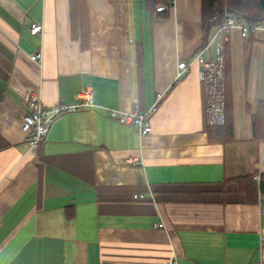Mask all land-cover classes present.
Instances as JSON below:
<instances>
[{"label": "crops", "instance_id": "crops-1", "mask_svg": "<svg viewBox=\"0 0 264 264\" xmlns=\"http://www.w3.org/2000/svg\"><path fill=\"white\" fill-rule=\"evenodd\" d=\"M228 36L232 139L210 141L201 0H0V264H259L264 30ZM86 87L99 107L61 113L29 151L26 91L52 106ZM157 94L144 135L104 108Z\"/></svg>", "mask_w": 264, "mask_h": 264}, {"label": "built area", "instance_id": "built-area-1", "mask_svg": "<svg viewBox=\"0 0 264 264\" xmlns=\"http://www.w3.org/2000/svg\"><path fill=\"white\" fill-rule=\"evenodd\" d=\"M164 5L157 6L156 10H164ZM213 22L211 30L203 42V44L194 53L191 62L195 61L200 65L199 77L203 81L205 87V105L206 119L208 125H222L225 122V57L224 50L227 45L231 29H237L242 36H247L257 31L264 30V19L249 22L243 17L235 14L231 10L225 8L223 17L218 20L216 16L209 19ZM42 25L33 22L30 25V32L35 34L40 32ZM215 43V55L212 53V45ZM34 60L40 61L42 53L40 50L30 54ZM190 62V63H191ZM188 62L178 60L176 67V77L182 75ZM161 94H157L156 100L152 105L143 110L131 109L122 110L116 108L104 107L109 117L117 119L120 123L132 125L140 135L147 134L151 130L150 116L156 110ZM77 102L75 103H56L52 106H45L39 89H30L23 95V100L27 106V110L22 115L21 129L25 133V143L29 151H34L41 140L45 137L49 127L55 117L64 112H70L75 109L85 107H99L93 102L91 88L81 89L77 94ZM102 107V106H100ZM264 156V155H262ZM138 159L131 158L130 161L136 162ZM261 173L258 171L253 175V179L257 186V204L260 214H264V190L260 188ZM136 197H143L142 193H137ZM161 226L162 223H157ZM259 264H264L262 252H264V234L259 237ZM166 264H176L175 260H170Z\"/></svg>", "mask_w": 264, "mask_h": 264}, {"label": "trees", "instance_id": "trees-1", "mask_svg": "<svg viewBox=\"0 0 264 264\" xmlns=\"http://www.w3.org/2000/svg\"><path fill=\"white\" fill-rule=\"evenodd\" d=\"M158 1L159 0H157V2ZM225 8L231 10L249 22L264 19V0H201V25L205 40L209 34L210 28L213 25V22L209 21V19L213 16H216L218 20H221ZM225 52L226 47L224 50V57H226ZM232 129L233 122L231 108L226 102L225 122L218 126H207L208 139L210 141L220 142L229 141L232 139ZM250 180L252 181L253 179L250 178ZM253 182L252 184L254 188H256V183ZM260 188L264 189V174H262L260 177Z\"/></svg>", "mask_w": 264, "mask_h": 264}, {"label": "water", "instance_id": "water-1", "mask_svg": "<svg viewBox=\"0 0 264 264\" xmlns=\"http://www.w3.org/2000/svg\"><path fill=\"white\" fill-rule=\"evenodd\" d=\"M212 53H213V56L215 55V43H213L212 45Z\"/></svg>", "mask_w": 264, "mask_h": 264}, {"label": "bare ground", "instance_id": "bare-ground-1", "mask_svg": "<svg viewBox=\"0 0 264 264\" xmlns=\"http://www.w3.org/2000/svg\"><path fill=\"white\" fill-rule=\"evenodd\" d=\"M209 126V125H208ZM262 189V188H261ZM262 190H264V189H262Z\"/></svg>", "mask_w": 264, "mask_h": 264}]
</instances>
